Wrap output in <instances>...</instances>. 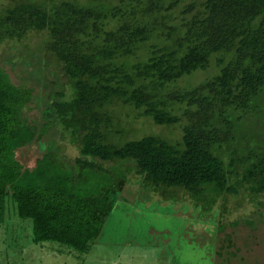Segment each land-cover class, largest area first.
<instances>
[{
  "label": "trees",
  "instance_id": "trees-1",
  "mask_svg": "<svg viewBox=\"0 0 264 264\" xmlns=\"http://www.w3.org/2000/svg\"><path fill=\"white\" fill-rule=\"evenodd\" d=\"M34 35L63 79L51 89L19 53L11 55L19 84L0 65V224L10 195L18 217L33 222L35 244L87 253L114 206L128 202L125 174L216 218L218 202L242 192L264 205V143L228 160L217 153L236 141L235 122L264 93V0H11L0 14V47L27 48ZM212 64V77L181 87ZM35 103L41 126L59 127L79 146L59 173L14 159L36 128L28 120ZM144 121L180 128V137L128 139ZM81 181L89 184L77 188ZM224 229L214 224L215 243ZM224 240L215 257H234L231 236Z\"/></svg>",
  "mask_w": 264,
  "mask_h": 264
},
{
  "label": "rangeland",
  "instance_id": "rangeland-1",
  "mask_svg": "<svg viewBox=\"0 0 264 264\" xmlns=\"http://www.w3.org/2000/svg\"><path fill=\"white\" fill-rule=\"evenodd\" d=\"M10 2L0 0V14ZM39 39L36 35L31 37L27 48L18 46L10 50L6 46L0 47V65L19 84L20 79L15 74L16 65L11 62V55L19 53L28 63V71L31 68L40 71L41 75H47L46 82L52 89V84L57 85V79L63 77L53 70L55 64H52L49 56L42 54V40ZM216 71V66L212 64L209 70L186 78L181 87H185L187 82L191 85L203 82ZM54 75L56 80L53 79ZM38 96L41 98V94ZM41 112L42 103H35L28 120L36 128L29 130V144L18 147L14 159L23 169H33L41 160L39 164L45 172L59 173L61 169L57 165L65 163L67 159L72 162L78 156L79 146L72 144L67 132H62L59 127L41 126ZM141 125H136L139 133L134 136L128 134L127 138L134 140L154 133L174 141L181 134L180 128H158L148 121ZM235 129L236 141L217 152L223 159L228 160L234 153L255 151L257 144L264 143V93L254 101L251 114L235 122ZM104 165L108 168L112 164ZM107 175L113 181L118 179V174L107 172ZM124 177L128 181L123 196L128 202L120 201L114 206L104 222L102 235L87 253H77L53 242L35 244L33 222L20 219L15 203L10 195L7 196L5 216L0 224V264H215L225 261L229 264H264V205L259 207L257 204L256 207V202L253 203L247 194L242 192L220 200L215 208L218 211L216 218L208 210H203L201 205L198 209L194 206L191 209L182 202L180 194V197L171 195L166 198L153 187L143 186L140 175L125 174ZM94 178V185L98 188L101 176L97 173ZM88 184L89 181H81L76 187ZM175 194L178 195L177 192ZM217 222L218 225L223 224L225 229L218 234L215 243L214 224ZM227 235L231 236L234 248L226 251L234 252V257L229 253L221 258L215 257L219 250H223L219 248L220 244L227 245L224 240ZM126 244L129 247L125 249ZM125 253H129V256L122 258ZM114 258L116 260H112Z\"/></svg>",
  "mask_w": 264,
  "mask_h": 264
},
{
  "label": "crops",
  "instance_id": "crops-1",
  "mask_svg": "<svg viewBox=\"0 0 264 264\" xmlns=\"http://www.w3.org/2000/svg\"><path fill=\"white\" fill-rule=\"evenodd\" d=\"M102 235V234H101ZM94 243V242H93ZM93 245V244H92ZM92 247V246H91ZM129 246H128V244H126V247H125V249L126 248H128ZM90 251V250H89ZM70 254V253H69ZM126 255H128L129 256V253H125V254H123L122 255V258H124V256H126ZM120 258H118L117 260H119ZM112 260H116L115 258L114 259H112Z\"/></svg>",
  "mask_w": 264,
  "mask_h": 264
}]
</instances>
